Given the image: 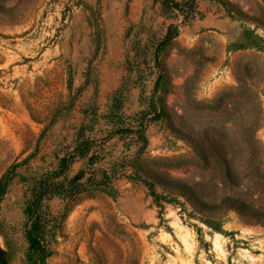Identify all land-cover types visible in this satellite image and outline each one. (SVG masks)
Segmentation results:
<instances>
[{
  "label": "rangeland",
  "instance_id": "obj_1",
  "mask_svg": "<svg viewBox=\"0 0 264 264\" xmlns=\"http://www.w3.org/2000/svg\"><path fill=\"white\" fill-rule=\"evenodd\" d=\"M157 1L41 0L0 24V264H30L28 193L87 139L95 149L67 177L93 185L70 207L43 202L46 264H264V224L197 209L174 185L243 197L244 133L264 163V0ZM142 127L146 145L130 131ZM251 184L264 203V183Z\"/></svg>",
  "mask_w": 264,
  "mask_h": 264
},
{
  "label": "trees",
  "instance_id": "obj_2",
  "mask_svg": "<svg viewBox=\"0 0 264 264\" xmlns=\"http://www.w3.org/2000/svg\"><path fill=\"white\" fill-rule=\"evenodd\" d=\"M39 1L41 0H0V24H19L26 19L27 15L39 11L42 6V4L38 5ZM192 2L194 3L195 0H192ZM163 6L164 8H179L180 4L172 0H164ZM178 32V28L173 30L172 26H170L166 39L176 35ZM130 131L144 139V145L147 144L145 135H143L144 127L137 128L136 130L130 129ZM242 137L247 150L244 159L245 166H243L244 170H241L242 177H240V181L234 184L231 183L238 188L243 186L245 182L246 184L250 183V186L249 184L246 186V193L242 194L243 197H240L239 194L226 195L219 203H212L199 196L191 185L183 181H175V189L183 193L197 209H205L207 207L210 210H220L221 208L232 209L247 215L251 220L264 224V203L260 204L258 200L254 199L250 191L251 185H253L251 181H254L256 184L264 183V163L261 159V148L255 138V133H244ZM95 144V140L89 139L77 144L60 160L58 170L41 176L30 189L24 210L26 216L25 233L29 244L28 260L30 264H46V260L50 254V220L43 209L44 200L54 196H60L66 201L68 207H70V205L77 203L81 199L80 197L87 188L93 185L90 183L95 179V175L92 174L82 183L79 176L68 178L67 174L76 159L87 157L95 149ZM143 150H140L138 159L141 158L144 152ZM90 165H92L91 162ZM61 177H64L63 182L56 181V179ZM146 183L152 185L154 182L146 180ZM133 236L135 237L136 235L133 234ZM131 244L133 246L132 250L136 249L133 240ZM130 264H139L135 258V254H132Z\"/></svg>",
  "mask_w": 264,
  "mask_h": 264
},
{
  "label": "crops",
  "instance_id": "obj_3",
  "mask_svg": "<svg viewBox=\"0 0 264 264\" xmlns=\"http://www.w3.org/2000/svg\"><path fill=\"white\" fill-rule=\"evenodd\" d=\"M159 1L154 0V5L155 8L157 9V7L159 6ZM201 9V8H200ZM213 13H207L206 17L204 18V22L206 21L207 23H209V25H211L212 27H217V28H221L222 26V20H217L216 18L212 17ZM127 106L125 107V113L126 114H132V113H138L140 107H139V102L138 100H128ZM150 145V144H148ZM150 147V146H148ZM79 159V158H78ZM79 163V160L76 159V161L73 164Z\"/></svg>",
  "mask_w": 264,
  "mask_h": 264
}]
</instances>
